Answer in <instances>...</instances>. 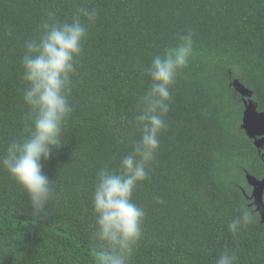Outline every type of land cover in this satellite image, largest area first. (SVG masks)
I'll use <instances>...</instances> for the list:
<instances>
[{
  "label": "trees",
  "instance_id": "1",
  "mask_svg": "<svg viewBox=\"0 0 264 264\" xmlns=\"http://www.w3.org/2000/svg\"><path fill=\"white\" fill-rule=\"evenodd\" d=\"M79 4L98 18L74 77L65 144L44 164L56 194L45 216H32L0 168V264H95L96 173L117 168L139 139L128 121L150 85L142 68L188 33L193 58L173 87L150 179L133 194L147 216L132 264H215L225 250L237 264H264V223L247 200V176L264 179V146L241 128L245 104L233 85L264 113V0H0V154L24 130V41L46 9L64 20ZM241 205L255 220L232 235Z\"/></svg>",
  "mask_w": 264,
  "mask_h": 264
},
{
  "label": "clouds",
  "instance_id": "2",
  "mask_svg": "<svg viewBox=\"0 0 264 264\" xmlns=\"http://www.w3.org/2000/svg\"><path fill=\"white\" fill-rule=\"evenodd\" d=\"M98 18V9L79 4L70 18L61 20L46 9L36 35L24 41L21 57L24 130L0 154V168L28 198L32 216H45L55 197V187L44 172V164L65 144V127L74 108L70 103L73 81L83 55L89 29ZM194 55L191 33L181 34L174 47L153 56L142 68L150 81L148 90L137 98L136 114L129 127L139 139L129 141L132 150L117 168L105 165L95 176L91 194L94 217L92 247L95 264H132L143 239L146 209L133 202L137 187L150 179L151 168L167 127L173 87ZM128 140L122 136L121 142ZM155 203L163 204L159 196ZM255 220L253 209L240 206L228 231L237 235ZM215 264H237V254L223 251Z\"/></svg>",
  "mask_w": 264,
  "mask_h": 264
},
{
  "label": "water",
  "instance_id": "3",
  "mask_svg": "<svg viewBox=\"0 0 264 264\" xmlns=\"http://www.w3.org/2000/svg\"><path fill=\"white\" fill-rule=\"evenodd\" d=\"M233 85L244 99L243 102L245 104L241 128L246 132L250 139L254 140L255 146L261 150L264 146V113H258L256 111V104L247 100L251 96L249 90L241 86L238 81H235ZM258 136H260L261 139L257 141ZM247 182L248 185L252 187L251 199L253 200L255 211L259 213L261 222L264 223V205L262 203L264 179L257 180L248 175Z\"/></svg>",
  "mask_w": 264,
  "mask_h": 264
},
{
  "label": "flooded vegetation",
  "instance_id": "4",
  "mask_svg": "<svg viewBox=\"0 0 264 264\" xmlns=\"http://www.w3.org/2000/svg\"><path fill=\"white\" fill-rule=\"evenodd\" d=\"M263 157H264V155H263ZM251 189H252V187H251ZM247 200H249V202H250L249 206L254 207V210H255V206L253 205V200L251 199V197H248ZM262 203L264 205V191H263V196H262Z\"/></svg>",
  "mask_w": 264,
  "mask_h": 264
},
{
  "label": "rangeland",
  "instance_id": "5",
  "mask_svg": "<svg viewBox=\"0 0 264 264\" xmlns=\"http://www.w3.org/2000/svg\"><path fill=\"white\" fill-rule=\"evenodd\" d=\"M259 139H261V137H260V136H258V137H257V141H258Z\"/></svg>",
  "mask_w": 264,
  "mask_h": 264
}]
</instances>
